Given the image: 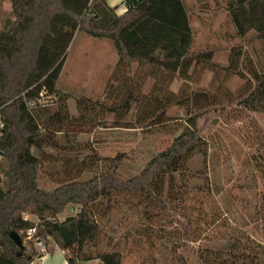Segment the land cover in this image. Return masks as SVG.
Wrapping results in <instances>:
<instances>
[{"label": "rangeland", "instance_id": "1", "mask_svg": "<svg viewBox=\"0 0 264 264\" xmlns=\"http://www.w3.org/2000/svg\"><path fill=\"white\" fill-rule=\"evenodd\" d=\"M229 1L185 0L191 35L150 22L125 33L129 62L110 40L81 32L68 48L58 87L68 105L64 131L71 140L65 150L45 147L41 188L66 180V160L73 163L68 171L86 179L107 169L104 159L121 153L127 157L120 176L128 179L194 123L206 141V154L189 157L162 204L119 192L109 212L108 201L102 202L94 257L120 251L123 264H180L181 257L202 264L210 250L226 254L233 244L232 254H249L247 239L261 246L256 254L264 252V114L245 105L255 89L245 56L257 60L260 45L237 36ZM58 137L65 144L64 135ZM82 162L94 164L96 172L81 171ZM79 209L70 205L59 218ZM60 256L55 252L48 264H59Z\"/></svg>", "mask_w": 264, "mask_h": 264}, {"label": "trees", "instance_id": "2", "mask_svg": "<svg viewBox=\"0 0 264 264\" xmlns=\"http://www.w3.org/2000/svg\"><path fill=\"white\" fill-rule=\"evenodd\" d=\"M123 4L126 11L118 14L108 0H12L14 22L0 32V264H32L42 257L34 242L26 240L30 229H36L35 239L43 240L50 252L57 245L67 264L94 260L123 264L120 251L91 254L101 233L102 202L108 201L109 212L113 194L119 192L162 204L161 196L175 187V175L183 172L189 157L196 152L206 154V141L194 123L128 179L120 176L127 157L121 153L104 159L107 169L86 179L68 171L73 163L66 160V180L53 189L40 187L45 147L65 150L71 140L64 131L70 120L68 105L58 84L75 35L81 32L110 40L119 58L129 62L131 53L124 34L147 22L169 32H193L185 0H123ZM227 5L237 36L260 45L257 60L245 56L246 72L255 83L245 105L251 112L264 114V0H230ZM59 135H64L65 144ZM81 164L85 166L81 171L96 169L92 163ZM206 180L204 177L203 182ZM70 205L80 207L78 213L60 220L59 215ZM26 215L37 220H28ZM13 232L21 237L23 250L12 240ZM246 243L250 247L247 255L232 254L237 248L233 244L226 254L210 250L211 258L202 256V264H264V252L256 254V246H261L248 239ZM179 262L187 264L182 257Z\"/></svg>", "mask_w": 264, "mask_h": 264}, {"label": "crops", "instance_id": "3", "mask_svg": "<svg viewBox=\"0 0 264 264\" xmlns=\"http://www.w3.org/2000/svg\"><path fill=\"white\" fill-rule=\"evenodd\" d=\"M108 3L110 5L109 0H108ZM115 4H116V6L115 5H112V6L110 5V6L113 8H117V9L119 8L117 10V12L120 10V13H118V14H122L126 11V7L123 4V0H121V1L115 0ZM13 22H14V18L12 17V0H0V32L7 31L8 29H10ZM43 188H45V187H43ZM46 189H48V188H46ZM71 211L73 212V211H75V209H73ZM25 218L28 220H32V221L37 220L36 217L31 216V215H26ZM60 220H62V219H60ZM57 251L58 252L60 251V253H61V256H60L61 261L59 264H67L65 254L60 248H56V249L52 250V252H50L49 256H46V257H44L42 259H38V260L40 261L41 264H48L49 260L54 257L55 252H57Z\"/></svg>", "mask_w": 264, "mask_h": 264}, {"label": "built area", "instance_id": "4", "mask_svg": "<svg viewBox=\"0 0 264 264\" xmlns=\"http://www.w3.org/2000/svg\"><path fill=\"white\" fill-rule=\"evenodd\" d=\"M37 234L36 229H30L26 232V240L27 241H33L35 248L40 252V254L42 255V257H40L39 259H42L46 256L50 255V251L48 249V247L46 246L45 242L41 239H35ZM59 248L57 245L53 246V250Z\"/></svg>", "mask_w": 264, "mask_h": 264}, {"label": "water", "instance_id": "5", "mask_svg": "<svg viewBox=\"0 0 264 264\" xmlns=\"http://www.w3.org/2000/svg\"><path fill=\"white\" fill-rule=\"evenodd\" d=\"M10 236H11L12 240L23 250L24 245H23V241H22L21 237L16 232L11 233Z\"/></svg>", "mask_w": 264, "mask_h": 264}]
</instances>
